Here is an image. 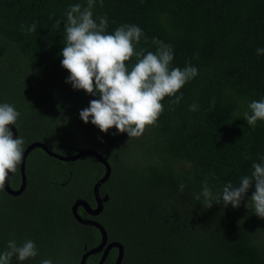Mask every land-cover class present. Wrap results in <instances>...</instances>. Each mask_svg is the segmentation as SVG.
<instances>
[{"label":"trees","instance_id":"trees-1","mask_svg":"<svg viewBox=\"0 0 264 264\" xmlns=\"http://www.w3.org/2000/svg\"><path fill=\"white\" fill-rule=\"evenodd\" d=\"M77 3L87 6L86 0H0V104L19 112L24 150L41 142L64 157L92 150L110 163L111 178L100 190L110 198L104 212L79 213L101 224L109 243L123 245L122 264H264V219L244 206L254 186L239 208L208 209L202 196L195 199L205 183L214 195L237 184L264 157V121L249 127L244 120L247 105L264 99V55H257L264 48V0H96L93 18L107 16L108 33L134 24L143 32L136 51L155 53L153 41H161L173 49L170 67L198 69L176 94L180 103L165 97L156 123L136 138L115 128L102 133L79 116L98 97L74 90L61 66L66 12ZM33 23L36 31L29 32ZM193 103L197 111H189ZM105 173L92 157L61 162L34 150L24 194L0 192V252L15 239L34 241L38 254L24 262L13 256L10 264H80L101 234L79 224L71 208L77 200L96 207L93 189ZM117 253L105 264H115Z\"/></svg>","mask_w":264,"mask_h":264},{"label":"clouds","instance_id":"clouds-1","mask_svg":"<svg viewBox=\"0 0 264 264\" xmlns=\"http://www.w3.org/2000/svg\"><path fill=\"white\" fill-rule=\"evenodd\" d=\"M95 3L96 0H86L87 6L77 3L66 12L64 47L60 53L61 66L70 74L66 83L71 84L74 90H83L98 97L79 113L85 124L90 121L105 134L115 128L129 138L140 137L147 126L154 125L158 120L164 110L161 102L165 97H175L172 103H180L183 96L176 94L198 75V69L190 64L183 69L170 67L174 59L173 49L161 41H153L157 45L155 53L136 51L135 45L143 35L142 30L134 24H124L108 33L107 16L93 18ZM100 3L102 5L103 0ZM60 23L56 21V26L59 27ZM27 30L35 32L36 24L33 23ZM257 55H264V48H258ZM133 56L137 58L136 63L129 69L126 62ZM212 105H215V100ZM198 107L193 103L189 111H197ZM247 108L244 120L249 127H254L257 121H264V99L251 101ZM19 115L15 106L0 104V189L4 187L9 174L17 170L24 155V139L20 136L14 138L9 127L16 124ZM251 167L253 171L250 176L241 177L237 184L226 183L219 194L214 195L205 183L195 199L200 200L202 196L208 209L214 204L239 208L249 189L254 186L255 190L244 206L264 219V157ZM179 187L183 192L185 186L181 184ZM37 254L34 241L25 240L18 245L12 239L0 252V264H10L13 256L24 262ZM40 264L53 262L43 259Z\"/></svg>","mask_w":264,"mask_h":264},{"label":"water","instance_id":"water-1","mask_svg":"<svg viewBox=\"0 0 264 264\" xmlns=\"http://www.w3.org/2000/svg\"><path fill=\"white\" fill-rule=\"evenodd\" d=\"M0 83H1V79H0ZM9 127L13 131L14 138L16 136H18L16 129L12 126H9ZM36 149L43 150L50 157L58 159L61 162H72L73 163V162H77L79 159L84 158V157H92V158L97 159L105 167L106 173H105L104 177L101 180H99L98 183H96V185L94 186V189H93L96 207L92 208L90 206V204L85 200H77L73 204L71 210H72V214H73L75 220L79 224L84 225V226H88V227H95L96 229H98V231L101 234L100 244L96 248H94L90 251H87L83 255L82 260H81V264H87L89 257L95 256V255H100V254H103V255L101 257L99 264H105V262H106L107 258L109 257L111 251L114 249L118 250V258H117L115 264H122L124 257H125V248L123 247V245H121L120 243H117V242L109 243V236H108L107 231L104 229V227L101 224H99L98 222L82 218L80 213H79V210L83 209L87 215H89L90 217L96 218V217H99L104 212L105 204H107L109 202L110 198L107 195L101 196L100 190H101L102 186L105 185L111 178L112 168H111L110 163L101 154H99L96 151L80 150L74 156L64 157V156H61V155H58V154L52 152L48 148L47 145H45L41 142H35V143H32L25 150L23 158H22V162H21L22 185H21L20 190L12 191V189H11L10 181H11V177H12L13 173L9 174V177L7 178V180L5 182L4 186L10 195L18 197V196H21L25 192V190L27 188V184H28L26 171H25L26 160H27L28 156Z\"/></svg>","mask_w":264,"mask_h":264},{"label":"flooded vegetation","instance_id":"flooded-vegetation-1","mask_svg":"<svg viewBox=\"0 0 264 264\" xmlns=\"http://www.w3.org/2000/svg\"><path fill=\"white\" fill-rule=\"evenodd\" d=\"M0 85H1V83H0ZM10 126H11V125H10ZM12 127H14V128L16 129V132H17V134H18V136H19V132H18L16 126L13 125ZM30 145H31V144H30ZM30 145H29V146H30ZM29 146H27V148H28ZM27 148H26V149H27ZM26 149H25V150H26ZM25 150H24V152H25ZM29 156H30V155H29ZM29 156H28V158H27V160H26L25 171H27V162H28ZM13 176H14V181H15V183H16V186H15V187L11 186V189H12V191H18V190H20L21 185H22V169H21V163H20V165L17 167L16 173H15V172L13 173L11 179L13 178ZM10 182H11V181H10ZM26 189H27V188H26ZM25 191H26V190H25ZM0 192H1V193L4 192V194H7V195H9V196H11V197H15V196H12V195H10V194L8 193V191L6 190L5 186L0 190ZM23 194H24V193H23ZM23 194H22V195H23ZM22 195H21V196H22ZM18 197H20V196H18ZM18 197H15V198H18ZM117 251H118V250H117ZM101 256H102V254L100 255V258H99L97 264H99V262H100V260H101ZM117 258H118V253H117L116 260H117ZM115 262H116V261H115Z\"/></svg>","mask_w":264,"mask_h":264},{"label":"rangeland","instance_id":"rangeland-1","mask_svg":"<svg viewBox=\"0 0 264 264\" xmlns=\"http://www.w3.org/2000/svg\"><path fill=\"white\" fill-rule=\"evenodd\" d=\"M21 215V214H20ZM21 216H23V215H21ZM122 245V244H121ZM96 248V247H95ZM101 255V254H100ZM103 255V254H102ZM102 257V256H101ZM80 264H81V262H80Z\"/></svg>","mask_w":264,"mask_h":264}]
</instances>
